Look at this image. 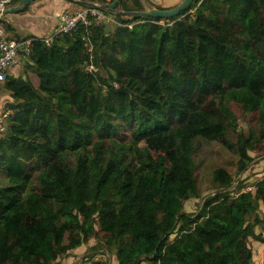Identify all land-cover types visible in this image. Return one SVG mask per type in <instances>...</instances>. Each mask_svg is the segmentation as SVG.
<instances>
[{"label": "trees", "instance_id": "trees-1", "mask_svg": "<svg viewBox=\"0 0 264 264\" xmlns=\"http://www.w3.org/2000/svg\"><path fill=\"white\" fill-rule=\"evenodd\" d=\"M145 8L118 0L114 27L82 23L35 48L25 65L37 82L0 83L12 97L0 264H59L91 239L77 264H111L109 253L116 264H253L250 237L264 242V175L248 181L264 149V0H194L168 17ZM224 27L235 39L218 46ZM193 199L197 211L182 207Z\"/></svg>", "mask_w": 264, "mask_h": 264}, {"label": "built area", "instance_id": "built-area-1", "mask_svg": "<svg viewBox=\"0 0 264 264\" xmlns=\"http://www.w3.org/2000/svg\"><path fill=\"white\" fill-rule=\"evenodd\" d=\"M20 1L0 0V83L5 82L8 76L14 75V72L32 55L37 46H40V44L51 45L57 36L72 33L79 24L118 23L115 17L106 9L84 5L75 10L57 11L55 13L57 24L49 35L12 38L3 22L4 10L18 4ZM11 112L6 106L0 107V130L5 129L6 119Z\"/></svg>", "mask_w": 264, "mask_h": 264}, {"label": "rangeland", "instance_id": "rangeland-1", "mask_svg": "<svg viewBox=\"0 0 264 264\" xmlns=\"http://www.w3.org/2000/svg\"><path fill=\"white\" fill-rule=\"evenodd\" d=\"M43 1L44 0H36L31 5L26 7L24 11H21L20 13L19 12L15 13L16 15H18V14H22L28 10H31L32 12H34V13H32V15H28L29 16L28 17V23L29 24H24V26H26L28 28L27 31H37V30H35L33 25L35 24V19L36 20L38 19L37 13H39L38 10L41 7ZM44 6H45L44 10H50L53 8V5H50V4H44ZM79 7H83V6H79ZM79 7L75 6V2H74L70 8H64L61 10H68V9L69 10H75ZM58 9H59V7L56 8V11ZM54 11H55V9H54ZM13 15H14L13 13L5 14L3 19H6V21L8 23L13 22V19H14ZM9 17H10V19H9ZM108 26L110 28H112L115 26V24L110 23ZM234 39H235V36L232 33V31L229 28L224 27L221 31L220 40L217 42V45H218V43L220 44L222 42H232ZM217 45L215 47L216 51H218ZM26 61L20 67V69H18L16 71V73L13 76L23 75L25 77L27 74L31 73L30 71H27V67L25 65ZM30 76L35 82H37V77L35 75L30 74ZM7 93L9 94V92H7ZM9 96L10 97L7 98L6 101L12 100V97L10 94H9ZM2 106H6V105L1 104L0 107H2ZM235 111L237 112V114H239V112L237 110H235ZM254 154L256 156V165H255L252 173L250 174V176H249L250 178H248V181H254L257 178L264 175V167H263V165H264V159H263L264 158V149H259ZM137 155L140 156L141 159H147L146 158L147 156L145 154H143V151L140 149V147L137 148ZM247 175H248V173L245 174V176H247ZM153 182H154L153 179L144 180L143 181V188L144 189L148 188L150 186V183H153ZM202 202H203L202 199L187 200V201L183 202L182 207L184 209H186L187 211L193 212V211H197L199 209ZM241 218H242V215L237 210V207H234L233 214L230 215L227 219L228 230L225 231V234L223 237V243H224L225 247L231 248V246H233L235 240L237 239L238 235L240 234V228H241L240 223H242ZM95 242H96L95 239H91L88 244L82 245L79 249L75 250L77 253H79L78 256L83 258V255H85L88 252V248L90 247V245L94 244ZM250 245L252 247L253 254H254L253 264H264V242L259 241V240H255L253 237H250ZM75 251H74L73 255L77 254V253H75ZM92 251H93V249L90 250L89 252L92 253ZM97 253H98L97 256L101 257L103 252H102V250H100V251L97 250ZM105 256L110 257L111 264H116L115 256H112L110 253L108 255H105ZM71 258L72 257L70 256L59 264H77L81 261V259H78L77 261H75V260H72ZM141 264H150V263L148 261H144Z\"/></svg>", "mask_w": 264, "mask_h": 264}, {"label": "crops", "instance_id": "crops-1", "mask_svg": "<svg viewBox=\"0 0 264 264\" xmlns=\"http://www.w3.org/2000/svg\"><path fill=\"white\" fill-rule=\"evenodd\" d=\"M180 1H182V0H143L145 7H146L145 8L146 10L150 9L151 7H157V5H160L162 7H173V6L177 5L178 3H180ZM74 2H75V6H78V7L84 6L83 4L79 3L77 0H44L42 2L41 7L38 10L39 13H37L38 19L37 20L35 19V24L33 25V27L37 31H27L28 28L26 26H24V24H29L28 23V17H29L28 15H32V13H34L31 10H28V11H26L22 14H18V15L13 13L14 14L13 15V18H14L13 22L8 23L6 21V19H3V22H4L5 27L7 28V31L9 33L10 37H12V38H20V37H28V36L43 37V36L49 35L51 32H53V30L57 24V18L55 16V13L61 9L70 8ZM44 4L53 5V8L50 10H44V8H45ZM57 7H59V9L56 11ZM54 9H55V11H54ZM9 19H10V17H9ZM16 71L14 72V74L16 73ZM11 76H13V75H11ZM9 97H10L9 94L6 91L0 90V105L1 104L6 105V103L8 102V101H6V99ZM75 253H77V252L75 251ZM75 255H72L71 259L75 260V261H77L78 259H81L80 262H82L83 258L78 256L79 253H77Z\"/></svg>", "mask_w": 264, "mask_h": 264}, {"label": "water", "instance_id": "water-1", "mask_svg": "<svg viewBox=\"0 0 264 264\" xmlns=\"http://www.w3.org/2000/svg\"><path fill=\"white\" fill-rule=\"evenodd\" d=\"M36 0H21L18 4L10 6L4 10V14L8 13H18L21 11H24L26 7L31 5L33 2ZM79 3L83 5H91V6H96L100 7L103 9H106L107 11L110 12H115V8L117 5L118 0H113L112 2H108L105 4H99V3H94V2H86L82 0H77ZM194 0H182L180 3L173 7H169L166 9H161L158 7H151L150 9L147 10H142L137 12L139 15H145V16H154V17H168V16H175L178 15L182 10L187 8ZM125 12V11H124ZM125 13L131 14L133 12L126 11Z\"/></svg>", "mask_w": 264, "mask_h": 264}]
</instances>
